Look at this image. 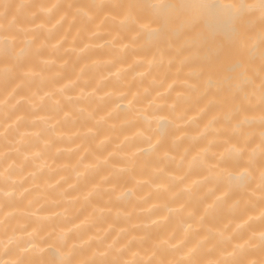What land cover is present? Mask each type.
<instances>
[{"label":"clouds","instance_id":"9594fccd","mask_svg":"<svg viewBox=\"0 0 264 264\" xmlns=\"http://www.w3.org/2000/svg\"><path fill=\"white\" fill-rule=\"evenodd\" d=\"M61 3L0 0V81L12 83L7 94H0V110L25 81L38 75L37 65L23 61L20 53L41 30L52 33L68 17ZM110 4L100 13L84 11L90 18L99 17L97 28L109 20L129 27L134 38L152 34L148 63L175 65V78L165 91L177 87L176 98L195 93L204 99L177 124L184 127L199 121L187 161L196 173L183 188L203 187L209 197L206 209L218 204L239 208L242 215L232 231L244 234L236 240L229 234L218 254L201 264H264V0H110ZM213 17L229 22L227 33H210L207 21ZM20 99L25 97L16 102ZM128 104L133 115L140 111L134 97ZM210 105H215L214 110L209 111ZM168 107V112L152 118V125L133 128L122 138L116 147L131 148L123 155L131 157L141 150L131 147L138 137L160 143L159 122L171 119L175 99ZM18 119L0 121V138ZM40 131L39 127L18 130L16 138L8 141L10 147L0 139V264H152L154 249L117 244L116 237L106 241L99 230H88L86 218L74 219L68 205L76 197H64L63 206L50 208L38 196L28 195L34 188L52 186L36 179L49 163L45 150L51 138L41 139L39 147L23 148L27 138L39 137ZM75 135L56 133L69 140ZM62 150L73 148H56ZM28 161L32 166L26 168ZM99 163H84L77 174ZM197 230L198 225L188 224L174 242L164 241L174 254L166 264H195L202 246L213 247L208 234L189 241L190 231Z\"/></svg>","mask_w":264,"mask_h":264},{"label":"bare ground","instance_id":"6f19581e","mask_svg":"<svg viewBox=\"0 0 264 264\" xmlns=\"http://www.w3.org/2000/svg\"><path fill=\"white\" fill-rule=\"evenodd\" d=\"M110 6V0H62L68 17L52 33L41 30L20 53L23 61L37 65L38 75L25 81L0 110L5 124L19 117L0 139L10 147L8 141L16 138L18 130L39 127L40 136L28 137L23 145L28 150L39 147L41 139L51 138L45 150L49 163L36 179L52 186L34 188L28 194L38 196L47 207L63 206L64 197H76L68 205L74 219L86 218L88 230H99L106 241L116 237L117 244L154 249L152 264H166L173 258L165 240L174 242L186 225H198L195 233L190 231L189 241L208 234L213 245L202 246L194 257L195 264H201L218 254L229 234L233 240L244 234L232 231L242 215L239 208L218 204L206 209L209 197L203 187L183 188L196 173L187 161L199 121L184 127L177 124L204 99L195 93L176 98L177 87L165 91L175 78V65L148 63L152 34L134 38L129 27L109 20L97 28L99 17L90 18L84 11L100 13ZM207 27L212 35L227 33L229 22L213 17ZM55 41L59 43L53 48ZM11 87V81H0V94H7ZM21 96L25 99L17 103ZM133 97L140 109L135 115L128 104ZM174 99L171 119L159 122L160 143L153 145L138 137L131 147L141 150L131 157L123 155L131 148L128 144L116 147L122 138L133 128L152 125V118L168 112ZM214 107L210 105L209 111ZM38 116L49 119H35ZM57 132L76 135L69 140L57 137ZM180 133L183 137L176 140ZM58 147L73 150L56 152ZM9 155L15 158V153ZM97 160L98 166L77 174L82 164ZM62 164L68 166L58 167ZM31 166V161L26 162V168Z\"/></svg>","mask_w":264,"mask_h":264}]
</instances>
